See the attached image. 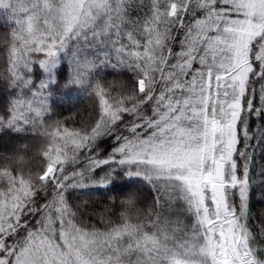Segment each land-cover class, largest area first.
Instances as JSON below:
<instances>
[{
    "label": "snow or ice",
    "instance_id": "snow-or-ice-1",
    "mask_svg": "<svg viewBox=\"0 0 264 264\" xmlns=\"http://www.w3.org/2000/svg\"><path fill=\"white\" fill-rule=\"evenodd\" d=\"M0 29V142L41 138L0 152V264H264V0H0ZM117 187L99 226L69 198Z\"/></svg>",
    "mask_w": 264,
    "mask_h": 264
},
{
    "label": "trees",
    "instance_id": "trees-1",
    "mask_svg": "<svg viewBox=\"0 0 264 264\" xmlns=\"http://www.w3.org/2000/svg\"><path fill=\"white\" fill-rule=\"evenodd\" d=\"M3 31V29H0ZM3 70V65L0 64V71ZM97 78L101 80L105 86H107L108 82L113 81L115 79H128V74L125 73L123 76H117L115 72L111 69H106L97 74ZM8 93L4 91L2 84H0V96L7 97ZM58 103L55 108L56 115L53 117L54 119H63L64 117H72L74 114L75 119L79 121L82 117H86L93 108L94 100L89 99L87 95L83 92L73 91L71 94V98L58 96ZM71 122V121H70ZM257 121L253 119L252 126L255 127ZM76 126H79L77 124ZM41 143V138L35 136L32 133H23L19 135H14L12 137H5L2 142H0V152L5 154H10L13 149L20 145L28 146L29 157L33 156L39 149ZM256 162L257 168L260 163H264L260 157V149H256ZM39 163V157H36L34 164ZM33 170H36L35 167ZM140 192L142 198H145L148 202L151 201V192L147 187L141 185L136 189ZM122 192L120 188L117 187L112 191H103V190H83V191H75L71 194L70 201L74 205H80L81 211L87 213V215L83 216L82 219L86 221H91L93 223L98 224L99 216L101 213H104L106 208H110L111 204L109 203L110 197H116L117 199L121 198ZM258 196V192H257ZM252 212L255 214V220L252 223H257L260 219L261 212H264V201L259 200L258 198H254L252 202Z\"/></svg>",
    "mask_w": 264,
    "mask_h": 264
}]
</instances>
